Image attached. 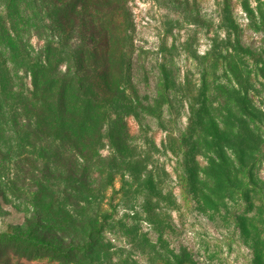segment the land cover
I'll return each mask as SVG.
<instances>
[{
	"label": "rangeland",
	"instance_id": "374dc122",
	"mask_svg": "<svg viewBox=\"0 0 264 264\" xmlns=\"http://www.w3.org/2000/svg\"><path fill=\"white\" fill-rule=\"evenodd\" d=\"M20 233L61 252L0 264H264V0H0Z\"/></svg>",
	"mask_w": 264,
	"mask_h": 264
},
{
	"label": "trees",
	"instance_id": "16d2710c",
	"mask_svg": "<svg viewBox=\"0 0 264 264\" xmlns=\"http://www.w3.org/2000/svg\"><path fill=\"white\" fill-rule=\"evenodd\" d=\"M76 83L80 84L79 77H76ZM61 84L58 86L57 91L55 93V98L57 102V107L60 108L59 111H56V118L63 123L62 120V112L61 108L64 107L66 98L65 94L68 88L72 86V81H68V79L64 78L62 81H60ZM58 83V82H57ZM0 244L9 246L10 248H13L16 246V249H20L28 256L30 260H38L39 258H42V256H39L40 251H45L46 249L55 250L57 253H60V249L56 246L48 247V246H42V243L34 238L31 237L30 233H20V234H14V235H5L0 234Z\"/></svg>",
	"mask_w": 264,
	"mask_h": 264
}]
</instances>
